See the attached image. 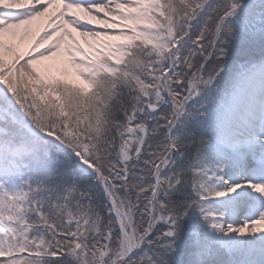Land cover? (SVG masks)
<instances>
[{
	"label": "snow or ice",
	"instance_id": "1",
	"mask_svg": "<svg viewBox=\"0 0 264 264\" xmlns=\"http://www.w3.org/2000/svg\"><path fill=\"white\" fill-rule=\"evenodd\" d=\"M0 264H264V0H0Z\"/></svg>",
	"mask_w": 264,
	"mask_h": 264
}]
</instances>
